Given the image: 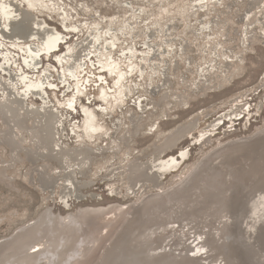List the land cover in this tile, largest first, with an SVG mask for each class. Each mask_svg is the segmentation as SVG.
I'll return each instance as SVG.
<instances>
[{
    "label": "bare ground",
    "instance_id": "6f19581e",
    "mask_svg": "<svg viewBox=\"0 0 264 264\" xmlns=\"http://www.w3.org/2000/svg\"><path fill=\"white\" fill-rule=\"evenodd\" d=\"M223 2L195 1L181 11V17L187 22L197 16L198 8L202 7V14L210 16L204 22L207 33L226 35L229 28L223 20L225 17L218 19L211 13L217 3ZM259 2L246 0L240 16L244 17L245 12ZM50 10L55 9L45 0H0V118L5 125L0 141L11 150L8 159L0 160V177L10 184L8 177L11 176H6V167L21 158L20 152L24 150L40 188L46 190L47 203L36 216L0 237V264H264V126L223 139L237 131L235 120L251 108L250 102H244L248 91L235 93L216 108L179 122L153 139L147 151L137 148L132 152L129 141L143 129L147 135H155V121L146 124L143 115L131 114L129 125L116 136H109L110 130L84 105L82 118L77 120L80 123L76 124L80 129L73 128L75 141L65 143L61 136L66 130L65 112L61 107L74 108L82 86L91 81L88 77L78 78V72L84 68L86 57L92 55V48L97 47L99 68L114 76L113 101L108 100L110 92L104 86L98 90L99 97L106 100L112 110L116 102L123 101L125 73L118 70L115 59H103L104 49L114 43L101 45L103 30L93 26L86 35L69 42L65 31H60L44 17L43 12ZM259 19L260 16H256L250 23ZM59 21L69 32L77 29L80 34L77 26L68 25L66 16ZM156 21L157 36L163 39L162 23L159 18ZM62 40H67L68 50L56 56L63 69L58 68V77L67 82L64 93L71 88L73 92L64 100H58L57 105L48 99L45 91L48 86L56 87L50 79L52 64L45 63L41 55L54 50ZM130 48L127 55L132 57L135 52ZM182 53L187 61L188 54ZM156 54L153 48L145 50L141 64L130 62L127 71L134 73L137 69L135 74L140 72L138 76L147 79L142 72L144 65L151 59L158 63ZM93 63L97 66L95 61ZM225 66L230 70H224L225 77L205 87L217 85L220 88L231 78L237 66L231 69L228 61ZM165 70L161 81L168 82L166 67ZM68 75L74 78L73 82ZM97 77L106 78L101 74ZM158 90L159 98L152 100L156 106L165 102L172 91L167 85L159 86ZM158 90L154 87V91ZM173 96L174 101L166 104L165 112L173 104L182 105L187 100L180 91H174ZM256 106V111L261 110L264 100ZM99 107L102 112L110 113L105 104ZM139 107L143 113L146 104L141 102ZM217 108L221 109L200 127L193 142L190 140L200 153L191 166L188 163L190 149L184 146L175 152V148L194 134L202 117H209ZM227 120L229 125L225 123ZM223 121L224 135L214 139L213 132ZM59 125L63 126V131ZM103 133L110 140L100 144L97 139ZM123 143L126 147L121 155L126 159L94 164L98 155L109 150L112 151L110 158H114ZM103 167L102 178L114 181L110 184V193L125 201L74 207L73 202L77 200L101 199V194H88L85 188L94 183ZM169 175L170 181L167 180ZM51 199L56 204H65L66 211L56 209Z\"/></svg>",
    "mask_w": 264,
    "mask_h": 264
},
{
    "label": "rangeland",
    "instance_id": "374dc122",
    "mask_svg": "<svg viewBox=\"0 0 264 264\" xmlns=\"http://www.w3.org/2000/svg\"><path fill=\"white\" fill-rule=\"evenodd\" d=\"M195 1L206 2L205 4L214 2V0H45L55 10L44 11V17L60 31H65L66 39L69 42L76 41L83 34L86 35L93 26H97L101 31L103 30V36L100 40L101 45L114 41L109 49H104L106 53L103 55V59H115L119 64L118 70L125 73L122 78L125 84L123 101L116 102L112 110L110 104L99 97L98 90L101 86H104L110 92L108 100L113 101L116 94L114 76L99 68V53L95 51L97 47L92 48V55L86 57L84 68L81 69V72H78V78L83 80V78L88 77L91 81L85 82L87 84L82 86V93L78 94L75 103L76 107L74 106L71 109L61 107V110L65 112L63 122L66 130L61 134L65 143H74L75 132L73 128L80 129L76 124L80 123L77 120L80 121L82 118L84 105L90 107L95 112L97 121L111 131L108 132L109 136H116L124 127L128 126L131 114H139L140 117L143 115L142 120L146 124L155 121V135H147L143 129L142 133L134 135L129 141L132 152L137 148L147 151L151 148L153 139L161 136L179 122L193 115L203 114V110L216 108V105L223 99L245 90L248 91V94L244 97V102H250L251 108L235 120L237 131L224 136L223 139L251 133L259 126H264V107L256 111V104L262 99L264 100V0H260L256 6L246 11L244 17L240 16V13L246 7V0H224L222 4L217 3L216 8L212 9L211 13L217 15L218 19H223L221 16L225 17L223 20L228 23L229 28L226 35L221 32L216 35L207 33L208 29L204 28V22L210 16L202 14L204 11L202 7L198 8L199 14L197 16H200L199 18L192 16L187 22L182 19L181 11L190 7ZM62 16H66L68 25H75L81 30L79 35L77 29H71L69 32L65 25L59 21ZM256 16H260V19L250 23ZM158 18L162 23V34L165 37L163 39L157 36L159 31L156 28V20ZM170 19L173 21L167 25L166 23ZM170 27H172L171 30H169ZM109 28L111 30L106 33ZM171 35H173L172 39L169 38ZM211 38L215 40L209 44L207 41ZM67 40H62L54 50L41 55L45 63L52 64L50 79L55 82L56 87L48 86L45 91H47L48 99L53 104L57 103V105H59L58 100H64L73 92V88H71L64 93L67 89V82H63L58 77V68L63 69L56 56L68 50ZM218 41L221 43L217 44ZM130 47H133L135 52L132 57L127 55V53L130 55ZM150 48L157 51L155 57L158 58L159 62L155 63L151 59L144 65L143 71H141L147 76V79L138 76L140 72L135 74L137 69L134 73L127 71L130 62L140 65L141 55ZM183 51L188 54L187 61L183 58ZM13 52L18 54V51ZM177 52L178 54H176ZM238 52L241 53L237 54ZM225 54L232 56L227 57ZM94 61L97 66L93 63ZM227 61L230 63L231 69H236L237 66L231 78L225 80L220 88L217 85H212L210 88L205 87L207 83L211 81L215 83L216 80L225 77L224 70L230 71L225 66ZM64 62L66 61L64 60ZM165 67L167 68L166 73H169L168 82L161 81V77L165 76ZM100 74L105 75L106 78L100 80L97 77ZM68 77L71 82L74 81V78L69 75ZM206 77L209 79L207 80ZM166 85L172 89L170 96L161 105H154L152 100L159 98L160 91L158 87L162 86L163 88ZM153 86L157 87L158 91H154ZM174 91H180L188 101L186 100L182 105L179 103L173 104L165 112L166 104L169 101H174ZM141 102L146 104L143 113L139 107ZM99 104L108 106L110 113L102 112L103 110L100 109ZM220 109L213 110L207 118L202 117L194 134L175 148V152L184 146L190 149L188 157H191V159L188 163L191 166L198 159L200 153L197 145L195 143L190 144V140L193 142V137L197 135L200 127H204L206 121ZM225 123L229 125L228 120ZM4 127L5 125L0 118V134ZM59 128L60 131L64 130L62 125H59ZM224 130L223 121L219 128L213 132V138L219 139L220 136L224 135ZM108 135L101 134L97 139L98 143L108 142L110 140ZM23 142L28 143L27 140ZM125 147L126 144L123 143L122 148L119 149L114 158H110V155H112L111 150L98 155L94 164L104 165L107 161L116 162L126 159L121 155ZM10 152V146L0 141V160L3 158L8 159ZM20 156L21 158L15 159L11 166L6 167V176H11L8 177L10 184L7 183L5 178L0 177V237L11 233L17 225L28 218L36 216L47 204L44 200L46 190L40 188L38 178L35 176L36 173L31 169L30 159L24 154V150H21ZM104 171V167L103 169L100 168L94 183L85 188L88 194L90 192L101 194V199L77 200L75 203L78 204H75L74 207L81 204L97 205L116 200L125 201L121 197L110 193L109 187L114 181H105L102 178ZM170 176L167 179L169 181ZM116 182H121V180H116ZM51 202H54L53 206L56 209L61 210L54 199H51ZM11 211H14V214L10 213ZM62 211H66V209Z\"/></svg>",
    "mask_w": 264,
    "mask_h": 264
},
{
    "label": "water",
    "instance_id": "95a60500",
    "mask_svg": "<svg viewBox=\"0 0 264 264\" xmlns=\"http://www.w3.org/2000/svg\"><path fill=\"white\" fill-rule=\"evenodd\" d=\"M75 204H78V203L73 202V206H75ZM57 205H58V208H60L61 210H64L65 209V204H61V202H58Z\"/></svg>",
    "mask_w": 264,
    "mask_h": 264
}]
</instances>
